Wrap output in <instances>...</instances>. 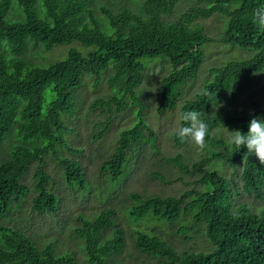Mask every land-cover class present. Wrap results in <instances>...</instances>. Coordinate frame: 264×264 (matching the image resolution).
Instances as JSON below:
<instances>
[{
    "label": "trees",
    "instance_id": "trees-1",
    "mask_svg": "<svg viewBox=\"0 0 264 264\" xmlns=\"http://www.w3.org/2000/svg\"><path fill=\"white\" fill-rule=\"evenodd\" d=\"M181 1L186 3L178 9ZM12 4L16 8L10 16L14 14L15 21L7 19ZM260 6L264 0H0V264H81L72 250L57 247L56 240L41 241L24 226L10 223V216L31 192L38 214L55 213L60 195L49 186L53 179L43 166L49 154L56 158L68 187L90 193L92 185L80 160L62 154L63 148L82 153L66 140L74 131L65 119L73 114L77 90L86 77L97 85L106 73L112 94L97 98L91 108L109 109L115 104L124 110L126 99H134L143 80L145 61L159 57H167L172 68L158 86V110L177 107L179 127L184 125V112L200 111L209 127V150L191 163L179 154L161 158L176 167L177 179L194 177L192 187L178 196H142L124 193L121 187L112 192L124 194L117 202L129 221L146 217L153 222L149 230L134 231L135 248L154 258L147 264H264V205L254 211L246 203H232L234 192L264 202V164L246 146L236 149L212 132L225 127L246 133L253 117L264 119V106L257 102L242 115L223 107L214 111L221 101L235 98L257 74L264 73V31L252 20L253 9ZM211 17L222 22L215 40L237 54L217 58L219 64L209 69L207 79H212L178 104L183 86L201 68L206 44L214 41L199 21ZM38 45L45 50L60 45L69 48L61 59L43 64L34 54L26 55L31 47L39 49ZM204 90L207 95L201 94ZM176 131L174 142L186 143ZM155 136L142 116L119 132L114 151L99 167L106 175L102 186L107 185L106 192L112 183L120 185L125 178L128 151L145 143L154 146ZM33 164L36 169L29 185L24 179ZM221 164L233 168L230 178L223 175ZM151 174L161 176L155 171ZM115 212L107 208L91 219L80 215L82 227L72 234L81 240L78 247L85 264L122 262L123 256L116 257L125 247V231ZM159 222L180 223L177 233L184 240L191 239L190 233L198 226L209 249L177 251L157 233L154 225Z\"/></svg>",
    "mask_w": 264,
    "mask_h": 264
},
{
    "label": "rangeland",
    "instance_id": "rangeland-1",
    "mask_svg": "<svg viewBox=\"0 0 264 264\" xmlns=\"http://www.w3.org/2000/svg\"><path fill=\"white\" fill-rule=\"evenodd\" d=\"M185 3L186 1H181L177 8L183 7ZM14 8L16 7L12 4L7 15L8 20H16L14 14L10 16ZM199 21L214 41L206 44L204 48L205 59L201 68H199L196 78L183 86L182 96L178 100V104L191 99L194 93L200 91L201 87L212 79V77L207 79L209 69L215 64H219L217 58L235 57L237 54V52H233L234 50L215 40V35L220 32L222 25L220 20L211 17ZM37 47L39 49L29 48L26 55L30 57L31 54H34L37 61L49 64L64 57L69 45L55 46L49 50L40 49L41 46L39 45ZM240 54L246 56L245 53ZM167 59V57H159L151 61H145L146 67L143 80L134 99H126L127 107L124 110H118L115 104H111L109 109H106V106L92 109V102L97 98L106 99L111 96L112 89L107 84L106 73L99 78L97 85L94 84L92 77L84 79L83 85L75 95L73 114L65 119L68 127L74 129L73 132L66 135L67 143L72 148H79L82 153L77 155L63 148L62 154L65 157L80 160L85 177L92 185L90 193L80 188L68 187L62 171L56 163V158L51 154L46 155L43 165L44 170L53 179L49 186H52V189L60 195V202L55 213L38 214V211L32 207L31 197L33 193L31 192L26 201L21 204L20 209L10 216L12 219L10 223L24 226L45 243L56 240L57 247L63 250H72L78 262L85 264L84 253L78 247L81 240L79 237H73L74 234H72L75 228L82 227L79 217L83 215L91 219L93 215L100 213L102 210L112 208L116 210L115 215L119 220V222L117 221L118 225L125 231V247L121 256L116 257L121 258L123 256L122 262L119 264H147L154 261V258L139 251L134 246V231L138 229L149 230L152 227L150 223L153 224V222L146 217L139 221H129L126 210H123L124 208L121 203L119 204V201L117 202L124 194L112 192L119 190V187H121L124 193L137 192L142 196H178L182 191L192 187L190 182L194 180V177L180 174L185 181L177 179L179 174L176 172V167L165 164L160 161L161 158L179 154L184 162L191 163L199 160L209 150L207 144L203 150H200L191 141L177 145L173 140V133L180 125L178 108L162 112L157 108L161 101L160 94L157 91L158 86L162 77L172 68V64ZM135 100H139L140 103L139 101L135 102ZM253 102L264 106V73L257 74L252 83L246 85L235 98L221 101L219 105L214 107V111L219 112L223 107L231 113L242 115L252 109ZM140 116L156 135L154 146L145 143L134 152L128 151L129 163L125 178L120 185L119 182L112 183L110 185L111 191L106 192L107 185L102 187L106 175L101 174L99 171L101 161L114 151L119 132L134 125ZM212 132L223 138L228 136V130L225 127ZM221 165L224 167L223 175L230 178L233 168L224 164ZM35 169L36 164H33L25 176L24 181L29 185H32ZM153 171L160 174L161 178L154 177L151 174ZM238 184L240 186V181ZM195 187L199 188L200 186L196 185ZM238 189L241 191L240 187ZM233 198L232 203L234 205L241 202L246 203V206L254 211H258L264 205V202L255 200L245 193L236 194L234 192ZM128 201L130 200L125 201V203L127 202L126 206H129ZM154 226L157 233L164 239L169 240L177 251L209 249L207 239L198 232V226H194L195 231L190 233L192 238L189 240L182 239L177 233L180 223L169 225L159 222ZM63 240L64 242H62Z\"/></svg>",
    "mask_w": 264,
    "mask_h": 264
},
{
    "label": "clouds",
    "instance_id": "clouds-1",
    "mask_svg": "<svg viewBox=\"0 0 264 264\" xmlns=\"http://www.w3.org/2000/svg\"><path fill=\"white\" fill-rule=\"evenodd\" d=\"M252 20L258 29L264 31V6L253 9ZM201 94L207 95L208 92L204 90ZM200 117L201 113L197 110L184 112L181 117L184 125L177 129L176 135L182 141H191L198 149L203 150L206 147L209 127ZM226 142L236 149L246 146L248 152L254 153L260 163L264 164V119L253 117L249 121L246 133L240 130H228Z\"/></svg>",
    "mask_w": 264,
    "mask_h": 264
}]
</instances>
